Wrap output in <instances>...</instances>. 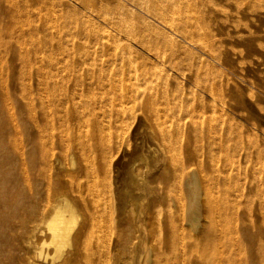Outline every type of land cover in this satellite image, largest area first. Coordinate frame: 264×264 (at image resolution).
I'll use <instances>...</instances> for the list:
<instances>
[{
    "label": "bare ground",
    "instance_id": "obj_1",
    "mask_svg": "<svg viewBox=\"0 0 264 264\" xmlns=\"http://www.w3.org/2000/svg\"><path fill=\"white\" fill-rule=\"evenodd\" d=\"M25 1L31 19L69 3ZM69 1L110 31L46 19L30 26L29 68L0 75V264H264V147L230 119L264 127L232 79L173 50L175 37L264 90L237 66L238 30L202 24L183 0H99L96 14ZM59 25L66 40L51 38ZM9 30L11 46L25 41ZM245 30L253 47L264 34Z\"/></svg>",
    "mask_w": 264,
    "mask_h": 264
},
{
    "label": "rangeland",
    "instance_id": "obj_2",
    "mask_svg": "<svg viewBox=\"0 0 264 264\" xmlns=\"http://www.w3.org/2000/svg\"><path fill=\"white\" fill-rule=\"evenodd\" d=\"M62 1L69 2L68 7L64 6V8H63V6H60L59 8H56L55 11L52 12L53 16H52V13H48L45 16V18L40 17V19L34 18V17L31 19L28 17V15L26 14V13H28L27 10H29V11H31V10L29 8L30 6L29 7H25L26 5L24 6V4L26 3L25 0H13V1L12 0H6L5 1V4L3 5L4 7L2 6V16L0 18V29L1 30L3 29V32L5 31L4 32L5 35L4 34L0 35V40H1L0 41V72H1L0 75L2 77H7L12 72H15L19 69L22 70V68H29V67H27L28 65L25 63H20V65H19V59L21 56L23 57L24 54L27 55L28 53L32 52L35 45L37 46L40 43L39 41L41 40V38L39 39V37H30L28 35L29 29H31L30 26H36V25L39 26L46 19L47 20L48 19L55 20L56 18H60V19H65V20L69 21L71 19H75L76 16L78 17L79 15H81V16H85L86 18L90 17V18H88L89 20H92L98 26L101 25L102 28L100 26L99 29L106 28L105 30L110 31V29L108 27L104 26L92 14H90L89 12H86L80 6L81 4L79 5V3L76 4V3L69 1V0H62ZM94 1L98 2L96 5L97 7L95 6L96 9L93 7L94 8V9L92 8L93 10H90V9L89 10L92 11L93 14H96V12H99V11L100 12L104 11V10H101V8L107 6L105 1H102V3H100L99 0H94ZM167 1H169V0H167ZM96 2H94L93 4H96ZM103 2H104V4H103ZM183 2L188 4V6H187V4H183L182 5L183 8L188 9L189 12L194 11V13H197L198 16H200V15L202 16L201 17L202 24L207 25L208 23L221 22L222 24L225 23L224 25H226V23H227V25H229V27L231 29H237L239 33L238 34L236 33L237 34V35L235 34L236 36L234 34L231 35V40H233V38H236V37H237V39L238 38L240 39V40H237L234 43H232L233 46H236L237 51L239 50L240 52H242V56H243V57H241V59L237 60V66H240L241 69H243V71L247 74H251L250 73L251 70H256L258 72V75L263 77V75H264V54L262 53V51H264V40H263L264 34H261V33H259V35L257 34L259 36L260 40L257 41L256 44L259 47L256 46V44L253 47V45L251 46L248 43L242 42V40L247 38V36L249 35V32H246L245 29H247V31H250V30L256 31V30H261V29L264 30V0H183ZM12 3H15V4L12 5ZM124 4H126V3H124ZM99 5H100V7H99ZM110 6H111V4H110ZM110 6H109L108 10L115 12V13L117 11H118V13H120V11H121V14H123L125 21L131 22V23L137 22L136 16L132 15L131 13L129 14L128 12H130V11L124 10L126 8H128L130 10H135L132 6L126 4L127 7L124 9L120 8V6L115 7L116 5L111 6V8H110ZM20 7H22V8H20ZM24 7L27 9H25ZM10 8L12 10H10ZM97 8H98V10H97ZM76 9H77V11L80 10L79 13L76 11ZM13 12L18 14L17 17L13 18L12 16H10L11 13H13ZM135 12H137L136 14H139V15L145 17L144 14L140 13L138 10H135ZM197 14H195V15H197ZM5 15H7V16H5ZM203 16H204V18H203ZM7 20H9L8 22H10L9 26H8ZM148 20H149V22H152L154 24V22L151 19L148 18ZM212 20H213V22H212ZM250 22H251V24H250ZM253 23H255V25H253ZM11 24L14 26H11ZM233 24H234V26H233ZM248 24H249V26H248ZM154 25L156 26L157 24H154ZM255 26H256V29H255ZM85 27L89 28L87 26H85ZM54 28H52V30H51L52 31L51 32L52 36L50 35L51 38L57 39V38H61L63 36L64 40H66V38L69 37V35L65 34V30L62 27V25L56 26ZM61 28H62V30H61ZM242 28H243V30H242ZM9 29H12V33L14 36H18V35L22 36L23 35L25 37V41L20 43L19 45L14 43L15 46L12 45L13 46L12 47L11 43L9 44V41L11 42V40L8 38L9 36H7V34H6L10 31ZM157 30H159V29H157ZM20 31H21V33H20ZM24 32H26L27 34L26 33L24 34ZM239 34L241 37L239 36ZM27 37L29 39H27ZM173 38L177 42V45L173 50H175L177 53L187 51V49H188V52H192V54L194 55L195 62L199 65H202L203 71L210 73V72H215L216 70H219L221 72V77L224 78V76H226L227 78L229 77L230 79H232V82L235 85L234 90L237 92L238 96H240V99L242 100V103H241L242 108H241L240 112H243V111L248 112L252 119H254L261 127H264V90H262L261 88H257V86L252 81L253 78H251L249 75H243L238 70H237V72L235 70H234L235 72L234 71L231 72L230 70H232V69L230 67H228L227 65L225 66V64H223L224 66L223 65L217 66L208 57H206L204 54H202V52L199 51V49L197 51V49L189 47L187 44L181 42L180 40L176 39L175 37H173ZM4 40H7L5 44H3L5 42ZM239 41H241V43ZM16 45L18 46V48ZM10 47H12V48H10ZM31 48H32V50H30ZM11 51L16 52L17 55H14L15 53H12ZM10 53H11V57L15 58V56H16V58L14 60H12V58H10ZM12 54L14 56H12ZM37 54H40V53H37ZM46 56L47 55H44V56L40 55L39 59L41 58L42 60H44ZM192 60L190 62H192ZM6 62H8V63H6ZM9 63H11V64H9ZM8 64L10 65V68H9ZM5 67H6V69H4ZM8 68H9V70H12V69L14 70L15 68L16 69H15V71H9ZM225 68L229 71H227ZM4 70H6V71L4 72ZM3 73H5V74H3ZM259 110H261V112ZM262 112H263V114H262ZM232 117H233V120L230 119V122L235 123V125L238 129H240V130L244 129V131L246 130L245 134L248 135V136L247 135L246 136L249 139L253 140L257 144V146H259L261 148L264 147V145H263L264 144V133L262 130H260L261 128H258V129L250 128V126H248L246 123H244L239 117L238 118L235 116H232ZM249 134H250V136H249Z\"/></svg>",
    "mask_w": 264,
    "mask_h": 264
}]
</instances>
